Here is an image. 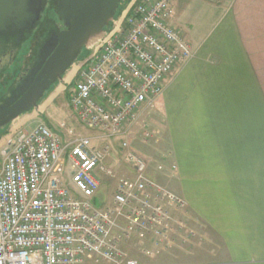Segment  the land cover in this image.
Returning <instances> with one entry per match:
<instances>
[{
	"label": "built area",
	"instance_id": "obj_1",
	"mask_svg": "<svg viewBox=\"0 0 264 264\" xmlns=\"http://www.w3.org/2000/svg\"><path fill=\"white\" fill-rule=\"evenodd\" d=\"M170 18L171 0H130L66 88L80 124L101 139L119 140L128 176L107 166V145L96 148L70 129L64 141L44 123L0 147V264H138L123 242L137 241L146 258L185 242V201L149 174L127 140L146 126L140 120L166 79L193 57ZM101 176L115 181L103 207L95 201Z\"/></svg>",
	"mask_w": 264,
	"mask_h": 264
},
{
	"label": "crops",
	"instance_id": "obj_2",
	"mask_svg": "<svg viewBox=\"0 0 264 264\" xmlns=\"http://www.w3.org/2000/svg\"><path fill=\"white\" fill-rule=\"evenodd\" d=\"M190 1L171 0L170 23L193 57L155 104L190 238L153 258L137 253L134 239L122 247L138 264H264V0H202L191 16ZM67 85L9 125L0 147L41 123L55 129L43 112Z\"/></svg>",
	"mask_w": 264,
	"mask_h": 264
},
{
	"label": "water",
	"instance_id": "obj_3",
	"mask_svg": "<svg viewBox=\"0 0 264 264\" xmlns=\"http://www.w3.org/2000/svg\"><path fill=\"white\" fill-rule=\"evenodd\" d=\"M122 2L52 1L61 29L50 31L40 40L38 61L21 84L12 87L0 100V132L24 113L39 109V103L50 87L62 84L82 53L105 36ZM45 5L46 0H0V36L8 30L20 33L33 28L40 21Z\"/></svg>",
	"mask_w": 264,
	"mask_h": 264
},
{
	"label": "rangeland",
	"instance_id": "obj_4",
	"mask_svg": "<svg viewBox=\"0 0 264 264\" xmlns=\"http://www.w3.org/2000/svg\"><path fill=\"white\" fill-rule=\"evenodd\" d=\"M197 1V0H195ZM199 2L194 3L192 0L190 1L189 5V15H193V11L191 10L192 4H194L195 7H203L204 3L202 0H198ZM130 0L126 2L124 7L122 8L121 12L117 15L119 17L126 8V6L129 4ZM193 9V8H192ZM196 9V8H195ZM194 9V11H195ZM202 9V8H201ZM115 17V19L117 18ZM111 24L108 26L107 31L110 30ZM201 29L198 33H201ZM27 47L24 46L18 53V56L20 59H24L27 61ZM87 52L82 53L81 57L78 59V61L75 63V65L67 72L64 79L68 83H73V80L69 82V77L71 74L74 73V71L77 69V63H79L85 56ZM74 75V74H73ZM67 85V84H66ZM66 85H56L50 92H48L44 98L39 103V109L42 110V106L48 101V99L52 96L57 94L63 86ZM72 85V84H71ZM144 119L140 120V125L144 123L146 125L143 129L141 127H138L132 135L128 137V144L129 147L135 151L136 154L141 156L148 165V171L149 174L164 188H166L169 191H172L173 193H176L177 191V184L175 178H172L171 176L174 175L170 171H175V165L173 161L172 152L170 150V147L168 146V140L165 136V127H164V121L161 120V117L157 114V107L156 105L150 110L147 111V113L144 114ZM43 119L48 121L54 126V130L59 132L62 135V138L64 141H68L71 139L70 136L67 135L66 131L68 129L73 131V135L76 136H86L90 138L91 143L96 148H103L104 146H108V154L106 156V164L109 166L118 177L121 176H128L129 174V167L124 162L123 153L120 148V142L118 139H101L100 136H98V131L88 129L84 127L82 124L79 123L77 118L75 117L74 113L70 110L68 107V99H67V91L60 93L57 97H55L52 102H50L43 112ZM61 124H65V128H60ZM8 128V127H7ZM6 128V129H7ZM5 129V130H6ZM147 132L149 135L147 136L146 140H144L143 133ZM173 167V168H172ZM68 170L66 169L63 173V178L66 182L69 180L68 176ZM115 189V181L112 179H108L105 176H101V183L99 188V195L102 196L104 203L103 206H106L110 203L111 197L114 193ZM100 199L97 198V205H100ZM109 202V203H108ZM108 203V204H107ZM102 206V207H103ZM183 225L185 226L182 230V236L183 238L187 240V238H190V232L188 222L186 223L185 218L183 219ZM187 226V227H186ZM186 228H188L186 230ZM179 242H182L180 239H178ZM178 243V242H177ZM186 243V241H185ZM188 244L186 243L185 246ZM131 253V252H130ZM132 256V255H131Z\"/></svg>",
	"mask_w": 264,
	"mask_h": 264
},
{
	"label": "flooded vegetation",
	"instance_id": "obj_5",
	"mask_svg": "<svg viewBox=\"0 0 264 264\" xmlns=\"http://www.w3.org/2000/svg\"><path fill=\"white\" fill-rule=\"evenodd\" d=\"M52 1L46 0L40 21L33 28L23 30L20 33L8 30L6 34H1L0 37L2 38L0 40L4 43L0 42V89L2 90L0 100L8 95L12 87L21 84V81L28 75L29 70L38 61L40 40L46 37L50 31L61 29V23L56 18ZM24 46L28 50L27 61L20 59L18 56L19 51ZM56 85L58 84H53L45 95Z\"/></svg>",
	"mask_w": 264,
	"mask_h": 264
},
{
	"label": "trees",
	"instance_id": "obj_6",
	"mask_svg": "<svg viewBox=\"0 0 264 264\" xmlns=\"http://www.w3.org/2000/svg\"><path fill=\"white\" fill-rule=\"evenodd\" d=\"M128 0H123V2H122V4L120 5V7H119V10H118V13H117V15L121 12V10H122V8L124 7V5L126 4V2H127ZM117 15H116V17H117ZM109 28V27H108ZM0 42H2V43H4L3 41H1L0 40ZM85 53L87 52V51H84ZM83 52V53H84ZM81 57H83V56H81ZM0 92H2V90L0 89ZM5 132H6V130L4 129L3 131H1L0 132V137L2 136V135H4L5 134Z\"/></svg>",
	"mask_w": 264,
	"mask_h": 264
}]
</instances>
